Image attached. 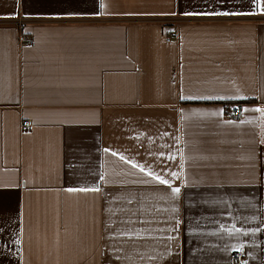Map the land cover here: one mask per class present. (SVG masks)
<instances>
[{
    "label": "crops",
    "instance_id": "crops-1",
    "mask_svg": "<svg viewBox=\"0 0 264 264\" xmlns=\"http://www.w3.org/2000/svg\"><path fill=\"white\" fill-rule=\"evenodd\" d=\"M257 109L264 0H0V264H264Z\"/></svg>",
    "mask_w": 264,
    "mask_h": 264
},
{
    "label": "rangeland",
    "instance_id": "rangeland-1",
    "mask_svg": "<svg viewBox=\"0 0 264 264\" xmlns=\"http://www.w3.org/2000/svg\"><path fill=\"white\" fill-rule=\"evenodd\" d=\"M239 19V17H234V16H202V17H198V16H185V17H179L176 19H170L169 18H164V17H126V18H95V19H88V20H81L80 21H75L78 23L81 22H88V23H94V22H104V23H148V24H157V25H162L164 27H170V26H177L179 23H184V22H203V21H237ZM12 23L13 25H16L17 27H19L20 31H21V40L23 42H26L28 44H32L34 42L33 37H29L27 35H23V28L26 25L29 24H45L48 23L45 20L42 19H38L35 17H24V16H18L17 18L11 19V21L9 20L8 23ZM73 23V22H71ZM173 39V35L171 33H169L167 35V41L171 42ZM231 105H237L241 108V106L239 104H229ZM228 105V107H229ZM227 107V109H228ZM227 111V110H226ZM227 113V112H226ZM228 115V113H227ZM229 116V115H228ZM229 118H231L229 116ZM232 119V118H231ZM26 121H31L32 122V128H27L25 127V122ZM35 128V124L33 122V120L31 119H24L21 123V129L23 131L25 130H33Z\"/></svg>",
    "mask_w": 264,
    "mask_h": 264
},
{
    "label": "built area",
    "instance_id": "built-area-1",
    "mask_svg": "<svg viewBox=\"0 0 264 264\" xmlns=\"http://www.w3.org/2000/svg\"><path fill=\"white\" fill-rule=\"evenodd\" d=\"M227 113L234 120H237V119L241 118V116H242L241 108L237 105H231V106L229 105V107L227 109ZM32 126L33 125H32L31 121L25 122V127L32 128ZM234 259H235V264H245L246 263V257L243 254V252H241V251L236 252L234 254Z\"/></svg>",
    "mask_w": 264,
    "mask_h": 264
},
{
    "label": "snow or ice",
    "instance_id": "snow-or-ice-1",
    "mask_svg": "<svg viewBox=\"0 0 264 264\" xmlns=\"http://www.w3.org/2000/svg\"><path fill=\"white\" fill-rule=\"evenodd\" d=\"M255 2L259 5L261 3V0H255ZM182 99H191L190 97H182ZM203 99H212L211 97H206V98H203ZM216 99H224L223 97H217ZM257 111H261V112H264V109H257ZM121 159H124V157H121ZM129 163H132L131 161H128ZM134 167H136L137 165L133 164ZM141 171H144V168L141 167L140 168ZM148 175H152L151 172L148 173ZM157 180L160 181V183H163V184H167L168 181L165 180V179H162L161 177L157 176L156 177ZM76 189H69V191H75ZM82 191H88L89 189H81ZM93 191H98L99 189H91ZM177 192H179V188L175 189Z\"/></svg>",
    "mask_w": 264,
    "mask_h": 264
}]
</instances>
